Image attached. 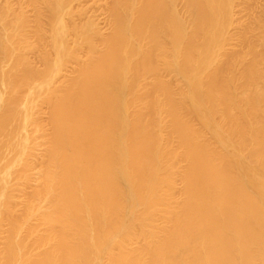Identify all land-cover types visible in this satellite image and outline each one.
Segmentation results:
<instances>
[{"label":"bare ground","instance_id":"bare-ground-1","mask_svg":"<svg viewBox=\"0 0 264 264\" xmlns=\"http://www.w3.org/2000/svg\"><path fill=\"white\" fill-rule=\"evenodd\" d=\"M0 264H264V0H0Z\"/></svg>","mask_w":264,"mask_h":264}]
</instances>
